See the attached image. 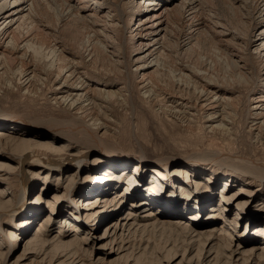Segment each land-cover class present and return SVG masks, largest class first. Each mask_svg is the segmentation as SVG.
<instances>
[{"label": "bare ground", "instance_id": "6f19581e", "mask_svg": "<svg viewBox=\"0 0 264 264\" xmlns=\"http://www.w3.org/2000/svg\"><path fill=\"white\" fill-rule=\"evenodd\" d=\"M187 1L141 0L136 3V0H112L111 5L106 4L105 0H0V60L7 58L13 70L18 59L8 52L12 49L21 53L19 58H33L34 61L31 69L14 72L11 80L28 90L37 73H41L38 75H41L42 84L52 82L57 87L53 88L56 104L76 111L75 117L80 119L82 129L80 134L76 132L75 135L70 130V134L65 135L62 129L39 134L36 129H29L30 123L21 117L0 110V152L14 147L20 159V163L14 165L9 162L10 157L0 155V264L11 261L20 237L24 243L23 252L12 264H21L31 258L44 262L49 256L52 261L65 257L66 260L60 264H66L68 259H72L71 264H146L144 254L147 250H157L156 244L148 236L159 233L160 236L167 235L169 240L162 253L158 250L154 252L157 257L162 255L157 264H264V220H259L264 210V195L261 196L260 204L254 205L259 192L253 190L251 185H241L240 182L244 183L242 180L237 182L240 184L238 190L230 194L239 178L225 174L232 171L246 178L245 181L262 184L264 160L217 151H207L195 159L160 160L149 157L141 145L135 152H129L114 141L105 139V122L93 110L88 119L80 115L85 109H92L99 99L105 104L107 99L114 100L123 92L113 83L94 82L88 71L92 61L116 56L113 54L116 53L114 49L108 51V44L115 42L113 35L118 23L114 21L119 19L125 33L132 36L133 46L125 41L121 49L125 53L128 47L133 49L134 72L140 80L144 98L153 100L155 90L163 89L160 85L167 83L178 93L196 98L199 107L206 109L209 129L228 137L233 136L230 122L232 114H229L228 107L235 97L230 89L235 83L252 81L243 74V55L236 46L229 44L231 38H227L230 35L233 40H237L240 35H231L223 24L217 25L213 21V16L211 21H206L203 24L206 30L228 43L225 52L219 50L224 56L218 58L216 64L223 62L233 76L213 77L201 70L191 60L201 29L196 24V13L205 5L194 1L186 7ZM60 2L69 8L68 14L73 19L90 24L94 30L83 44L78 45L76 52H72V48L58 46L56 41H47L52 31H57L51 26L46 9L50 3H59L62 8ZM247 7L246 20L249 22L246 23L252 32L243 38V43L248 48L246 51L253 50L250 54L258 61L259 73L255 75L254 83L255 86H261L258 92L250 94L248 111L255 118L251 130L257 131L255 138L263 144L264 153V0L250 1ZM130 8L136 10L131 25L126 22V9ZM98 24L103 26L102 30L98 29ZM186 25L189 29L187 41L179 43V34ZM247 31L245 34L249 33ZM99 36L108 39L109 43L100 41ZM117 59L116 64H125L129 68L128 60ZM132 71L129 68V80L125 84L129 95L133 90L130 80ZM156 80L161 84L155 85ZM167 96L177 99L174 106L171 105L174 111L185 110V114L188 112L189 116L192 115L193 107L190 109V106L193 104L185 96L179 99L172 94ZM26 136L49 140H21V137ZM74 146L78 148L74 150ZM89 158L93 167L84 168ZM130 166L134 172L143 166V171L151 174V181L142 186L140 183L145 182L143 174L138 178L132 173L126 174L127 184H123L122 189L114 194L119 188L120 179L114 171L126 172ZM219 172L224 173L221 176L225 178V184L219 201H216L212 187L223 180ZM18 173L20 182L17 187L6 186L10 178ZM174 177L177 186L176 189H170L166 184L172 183L170 178ZM35 178L42 179L43 187L50 181L55 182L54 187H50L54 195L43 207L41 198L29 200L36 186L33 183ZM88 182H91L89 189L81 194L75 192L80 183ZM168 199L173 202H166ZM126 205L130 209L125 216L115 214ZM208 205L210 211H207L205 220H219L222 223L218 227L205 229L206 222L200 218ZM234 206L232 214L230 209ZM46 212L49 214L31 232L37 217ZM230 214L232 218L228 216ZM182 215H188L189 221L180 220L182 217L178 216ZM18 216L20 219L15 220ZM6 219L17 223L3 229L2 223ZM56 220L59 222L55 223ZM242 221L246 229L240 234L238 230ZM98 222L100 226L107 222L100 236L96 235L95 225ZM250 223L256 227L251 236L246 238ZM90 243H93L91 249L88 248ZM99 243L94 251V246Z\"/></svg>", "mask_w": 264, "mask_h": 264}, {"label": "rangeland", "instance_id": "374dc122", "mask_svg": "<svg viewBox=\"0 0 264 264\" xmlns=\"http://www.w3.org/2000/svg\"><path fill=\"white\" fill-rule=\"evenodd\" d=\"M105 1L106 4L107 3L111 4L112 0H105ZM119 1L120 0H117V2ZM140 1L141 0H136V3ZM194 1L197 4L201 3L203 6L205 5L204 6L205 8L199 10L198 13H196V24H199L202 30L200 29L199 31L200 35L196 37L198 44L195 51L192 54L193 57L191 60L201 70L209 72L213 77L233 76L227 70L226 65L223 62L220 61L219 64H216L218 63V58L221 59L224 56V53L222 52L226 51V47H227L226 45L228 43H225L226 42L225 40L223 41V39H220L219 35H218L219 37H217L216 34L214 35L213 33H209V31L206 30V27L203 25L205 24L206 21H211L213 16V21L217 23V25L223 24L224 27L229 30V33L231 35L234 36L240 35L237 40H233L232 37H230V35L227 38H229V40L231 38L230 41L232 42L229 44L236 46V48L239 49L240 53L243 55L244 58L241 59L242 65H245V68L242 69L243 74L247 78L249 79L251 78L252 81L248 83H244V82L235 83L234 85H232L230 89V92L233 93L235 97V100L228 107V112L230 111L229 114H232L230 115V120H231L230 122H232L231 125H232L233 136L228 137L220 134L217 131H213L209 129L207 126L206 109L199 107L198 103H196V98L192 97L191 95H187L183 92L178 93L177 90L172 88L167 83L166 85H160L162 86L160 88L163 89L155 90L156 92L155 96L157 94L158 96L156 98L154 96L153 100H148L144 98L143 91L140 90V80L134 72L135 55L133 53V49L131 47H128L126 53L122 52L121 49L122 48L121 46L124 45L125 41H127V43L130 46H133L131 44L132 36L130 34L125 33L124 25L119 19H116L114 21V23H118V27L115 28V35H113L115 38V42L112 41L110 42L111 43L110 44L108 39L102 36L98 37L100 41L104 40L105 43H109L108 51L111 52L114 49L113 51L116 53L113 54L116 56L109 54L110 56L112 55V58L108 56L109 59H105L104 57L103 59L94 60V62L92 61V63L88 65L89 66L88 71L91 74V77L94 82L106 81L109 84L113 83L115 84L116 87L121 88L122 89L121 91L123 92L121 94V92L119 91L120 95L118 96V98H115L114 100L107 99L108 102L105 104H103L104 102H102V100L99 99L98 102H96L97 104L95 103V106L93 105L92 109L89 110L85 109V111L82 112L80 115H82L84 119H88L89 115L93 110L94 114L100 120L103 119L102 121L105 122L104 125V128L106 130L105 139L114 141L119 145V147L129 152H135L138 149V145H141L143 151L149 157H154L160 160L168 159V158L195 159L196 157L205 154L207 151H217L220 153H238V155H241L245 158L264 160V153H262L263 144L259 143L258 140H256L255 138L257 137V131H255V129L251 130L253 124L252 121H254L255 118L248 111V108L250 110V103H249V97L251 98L250 94L252 95L254 92H258L257 91L258 89H261L260 85L255 86L256 83H254L255 75L259 73V64L258 61L255 58H253L252 55L250 54V52L253 53V50L249 49L248 51H246L248 48L246 49V46L243 43L245 42L243 38L252 32L251 27L247 26L246 23L249 22L248 20H246L247 17L246 9H248L247 6L249 2L253 0H197V1L188 0L186 7H189V5ZM60 3L63 6L62 8L60 7L59 3L58 5L55 3L54 4L50 3V5L46 9L47 14L49 15L48 17L50 18L52 23L51 26L57 31V33L55 31H52V36L48 37L47 41H49L50 43H55L54 41H56L58 46H62V47L65 46V48L68 49L72 48L71 49L72 52L73 51L76 52L78 49V45L83 44L88 39V36L93 34L94 30L90 24H85L79 19L77 21L76 19H73L71 14L70 13L68 14L69 8L62 2ZM128 9H126L127 10L126 22L130 23L133 19V15L136 10L132 8H130V10ZM114 11L115 9L112 10L113 14L115 13ZM71 13H73V11H71ZM178 13L179 12H176V14ZM131 24L132 23H130V25ZM193 24H195V22ZM98 26H99L98 29L102 30L103 26L99 24ZM230 30H232L233 32ZM246 30H248L247 32L249 33L245 34ZM188 31L189 29L188 26L186 25V28L182 30V32H180L179 34L180 37L178 36L179 43L187 41ZM241 32L242 33L244 32V34H242ZM205 34L208 35L206 36ZM229 40L228 42H230ZM174 50H176V48ZM219 50L222 51L221 54ZM8 52L9 53L12 52L11 53L12 57L17 58L18 60L14 64L13 70L10 67L9 62L7 61L8 60L7 58H3L2 59L3 62L2 60H0V63H2L0 64V110L6 114L13 115L16 117H21L22 119L30 123L29 129L31 130L36 129V131L39 134H42L45 131L50 132L53 130H60V131L63 130V133H65V135H68L71 132L74 135L76 132L81 133L82 129L80 128V119L76 118L77 112L66 109L65 106H62V104L59 105L56 104L55 96L53 95V93H54V89H56L57 87L53 86L52 82H48L45 85L42 84L41 75H38L41 73L39 72L37 73V76L34 78L33 83L31 84V87L28 90L26 89V87L17 85L16 81L13 82L11 80L14 78V72L18 70H23L24 68L31 69L32 68L31 66L34 65L33 64L34 61L33 58L32 59L19 58L18 56H20L21 53L15 52L12 49L8 50ZM118 57L121 58L120 60H123L124 58L128 60L129 68L130 70H133L131 73L132 75L130 74V78H131L130 80L132 81V85H133V90L131 95H129V93L126 92V87H125V84L129 80L128 79L129 77L127 78L129 73L128 72L129 68L125 64H116L115 61L118 60L117 59ZM126 68H128V70ZM95 70L97 71V73L95 72ZM244 72H246L247 74ZM158 83L161 84L156 80L155 85H159ZM167 93L176 96L178 99L181 96H185V99L188 100L190 104H193L190 106V109L191 107H193L191 109L192 117L189 116L188 112L187 114H185L184 113L185 110L184 111L181 110V112L178 110L174 111L171 105L173 104L174 106V102H176L177 99L168 98L169 96H167L168 95ZM220 109L222 110V107ZM70 128L74 131H71ZM37 138L38 137L34 138V137L26 136V137H21V140L31 139L38 142L39 141L46 142L47 140H49L46 138H42V139H37ZM76 147L77 146H74V150H76ZM0 155L10 157L11 160L9 162L14 165L20 163V159H18V154L15 153L14 147L10 146L8 148L3 149L0 152ZM193 166H198V168L200 167V165H193ZM90 167H93V164L91 163V158H89L84 165V168H90ZM131 168L132 166H130V168L126 170V172L125 171L122 172V170H119L117 172L114 171V174L116 173L118 174V176H120V179L118 181L119 188L116 191H114V194L122 189L123 184H127V178H128L127 175L131 173L135 178L136 177L138 178L140 174L144 175L145 182L140 183L142 184V186L143 185L145 186L147 183L149 184V182L151 181V174L143 171V166H141L137 172H134L133 169ZM219 173H220V179L223 180H220L218 185L216 186L214 185L212 187V190L214 191V198H216V201H219L220 193L225 184V180H224L225 178L221 176L224 173L223 172H219ZM225 174L233 175V178L234 177H237V179L239 178L231 188L230 194L235 193L238 190L240 184L251 185V188L253 190H258L259 192V196L256 199L254 205L260 204L261 202L260 200L262 198L261 196L264 195V183L259 184L257 182H251V180L245 181L246 178H243L242 175L233 173L232 171H229ZM62 175L65 176L66 174L62 173ZM170 180H172V183L170 182L167 183L166 185H168L170 189H176L177 183L175 182V177L173 179L170 178ZM240 180H242L244 183L242 182H240V184L237 183ZM136 181L137 180L135 181L133 180V182ZM19 182H20V177L18 173L15 176L11 177L10 182L5 185L6 186L8 185V187L9 186L17 187ZM33 183H35L36 186L33 189L29 200L33 201L36 198H41L42 199L41 207H43L46 201L52 198L54 195L50 187H54L55 182L50 181L47 185L43 187L42 179L35 178ZM89 185H91V182H88L86 184L80 183L75 188V192L81 194L83 193L84 190L89 189L88 188ZM137 185H139V183H137ZM66 201L69 200L67 199ZM166 202L170 203L173 201L168 199L166 200ZM182 203L184 204L185 201ZM209 206L210 205H208V207H205L206 210H204L203 214L201 213V218H200V220H202L203 218L204 219L203 221L206 222V224L204 225L205 229H209L211 227H218L222 223V221L219 220H217L216 222H209L205 220V218L208 215L207 211L210 208ZM38 207L39 206H37L36 208L38 209ZM129 209L130 206L126 205L119 212H115V214H117L119 217L125 216L126 213L129 211ZM230 210H232L231 213L233 214L234 213L233 210H235V206ZM190 213H193V211ZM47 214L49 213L46 212L44 214H41L39 217H37V219L35 220L36 224L31 229V232H34V230L37 229L36 226H38V224L44 220L43 217L46 216ZM228 216L230 218L233 217V215L231 214ZM259 216H260L259 220H264V210H262V214H260ZM178 217H182V219H180L182 221H187V219L189 221L188 215H182ZM19 219L20 216H18L15 220H19ZM15 222L17 223V221ZM15 222L13 223L10 219H6L2 223V228L7 229L11 226H15L16 225ZM58 222L59 220L55 221V223ZM98 223H96L95 225V227L97 228L96 235L100 236L101 234H103L106 225L105 223L107 222H105L101 226H100L101 223L100 222ZM255 227L256 225H251V223L249 224V229L246 238L251 236L250 234L253 233L254 231L253 229ZM245 229H246L245 222L242 221L238 232L240 234H243L245 232ZM56 231L57 229H55V232ZM148 237L151 239V242L154 241L153 243L156 244L157 250L160 253H162V250L167 243L166 241L169 240L167 235L160 236L159 233L156 235L155 234L149 235ZM161 237L163 239H161ZM100 244L101 243L94 246V251L97 250V246ZM23 246L24 243L22 242L20 237V240H18V242L15 244L16 247L15 252L12 256L11 261L8 264H12L16 262L19 256L22 255ZM92 246L93 243H90L88 248L91 249ZM148 250L147 253L144 254V261L146 260V264L147 263L157 264L158 262L157 260L162 255L157 257V253H154L157 252V250H152V249H150L149 251ZM145 258H149V259H145ZM64 260H66L65 257H60L55 261H52L51 256H49L44 262L41 259L33 260L31 258L27 261L21 262V264H60ZM70 260L72 259H68L66 264L69 263L71 264ZM74 264H76V262ZM86 264H88V262Z\"/></svg>", "mask_w": 264, "mask_h": 264}]
</instances>
